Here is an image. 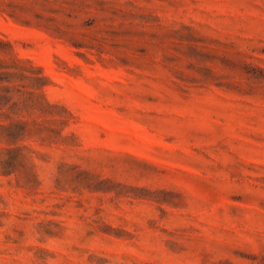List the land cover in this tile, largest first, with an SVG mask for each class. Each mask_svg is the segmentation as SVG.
<instances>
[{
    "label": "rangeland",
    "instance_id": "374dc122",
    "mask_svg": "<svg viewBox=\"0 0 264 264\" xmlns=\"http://www.w3.org/2000/svg\"><path fill=\"white\" fill-rule=\"evenodd\" d=\"M0 264H264V0H0Z\"/></svg>",
    "mask_w": 264,
    "mask_h": 264
}]
</instances>
